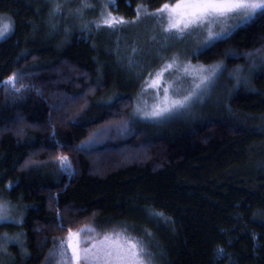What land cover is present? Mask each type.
<instances>
[{"label": "trees", "instance_id": "1", "mask_svg": "<svg viewBox=\"0 0 264 264\" xmlns=\"http://www.w3.org/2000/svg\"><path fill=\"white\" fill-rule=\"evenodd\" d=\"M25 3L0 0V14L24 10ZM263 56L264 15L258 14L200 54L206 63L224 64L223 100L198 116L181 114L164 123L132 122L136 82L109 78L104 66L100 74L92 58L70 56L46 67H15L19 91L0 82V154L22 158L30 190L41 203L22 211L24 221L8 262L55 264L48 261L55 239L90 222L133 231L156 264H195L172 248L196 252L192 261H199L198 251L213 243L206 236L176 242L175 248L116 214L129 211L130 199H169L183 178L244 165L257 156L264 160V62L255 75L262 89L234 79L237 70ZM118 80L122 84L116 88ZM59 155L69 157L71 171L56 164ZM112 192L118 197L109 204Z\"/></svg>", "mask_w": 264, "mask_h": 264}, {"label": "rangeland", "instance_id": "2", "mask_svg": "<svg viewBox=\"0 0 264 264\" xmlns=\"http://www.w3.org/2000/svg\"><path fill=\"white\" fill-rule=\"evenodd\" d=\"M165 2L173 0H26L24 10L0 14L3 21L12 25L0 38V82L12 87L7 84V78L21 65L40 68L65 57H88L97 62L100 74H103L101 66H104L106 72L110 71L107 73L109 78L136 82L132 122L164 123L181 114L198 116L210 103H219L225 97V67L220 61L206 63L201 59V52L209 46L202 43L205 32L192 31L190 35L182 36L165 32L167 21L156 11ZM108 12L123 17L126 23L115 27L101 24L97 28L96 24ZM233 23L236 21H229L228 26ZM219 27L215 25L214 30L218 31ZM173 57L192 65L219 63L221 71L207 93L190 109L165 118H146L141 110H150L158 95L155 88L144 85L150 80V73L155 75ZM263 62L264 56L250 67L237 70L235 83L262 89V83L256 82L255 75ZM180 75L175 67L163 71L161 84L165 81L171 84L170 95L176 90L186 94L188 84L177 79ZM114 84L118 88L122 81ZM162 96L161 89L159 97ZM56 164L60 166L58 160ZM255 168L264 170V160L258 156L244 165L217 168L183 178L174 186V192L168 193L169 199L163 200L153 194L157 196L155 203L151 196L134 200L121 197L123 201L128 200L130 209L116 215L129 225L147 230L160 241L161 238L168 243L171 241L172 247L176 242L181 244L200 235L211 239V247L198 251L199 261H192V258L197 259L196 252L172 248V252L181 251L178 256L195 264H264V174H258ZM28 181L21 157L0 154V203L6 204L10 217L0 222V264H10L8 261L13 257L11 246L19 239L17 231L21 230L24 221L22 211L41 203L30 190ZM111 196L109 204L118 194L112 192ZM73 232H79V237L74 239H78L81 249L92 245L100 247L125 236L141 239L133 231L101 228L93 222ZM68 244L69 237L55 239L48 261L76 264L70 259ZM60 252L65 255H59Z\"/></svg>", "mask_w": 264, "mask_h": 264}, {"label": "snow or ice", "instance_id": "3", "mask_svg": "<svg viewBox=\"0 0 264 264\" xmlns=\"http://www.w3.org/2000/svg\"><path fill=\"white\" fill-rule=\"evenodd\" d=\"M156 11L166 19L167 25L164 30L168 34L182 36L190 35L192 31H203L206 35H204L202 43L210 45L216 40L227 38L234 28L252 20L257 14L264 15V0H173L171 3L165 2ZM137 15H139V11ZM229 21H236V23L228 26ZM124 23L126 21L123 17H115L111 12H108L102 16L96 27L99 28L101 24L115 27L117 24ZM215 25H220L218 31L214 30ZM11 27L9 22L0 18V38H3ZM135 51L136 49H133V52ZM174 67L181 73L177 79L182 84L185 82L188 84L186 94L176 90L170 95L171 84L167 81L163 85L161 84L163 71ZM220 71L219 63L207 66L192 65L190 62L181 63L177 57H173L160 70H157L155 75L149 74L150 80L144 86L155 88L158 100L150 110H141V114L146 118L160 119L178 111L190 109L207 93ZM17 82L16 74L7 78V84L19 91L15 88ZM161 89L163 96L159 97ZM79 147L82 148L83 145ZM56 159L63 170L71 171L72 164L68 156L59 155ZM9 218L8 207L6 204L0 203V222L7 221ZM145 235H150V233L146 230ZM78 237L79 232H69L70 259L76 264H81V262L83 264H154L152 253L141 239L125 236L122 240L112 241L100 247L92 245L89 248L81 249L78 239H74ZM107 240L106 236L105 241ZM219 251L222 252L223 249ZM59 255L63 256L65 253L60 252Z\"/></svg>", "mask_w": 264, "mask_h": 264}]
</instances>
